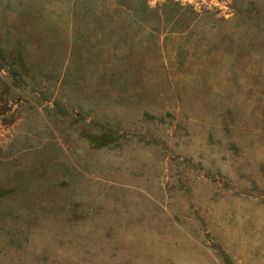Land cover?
I'll list each match as a JSON object with an SVG mask.
<instances>
[{"label":"rangeland","instance_id":"1","mask_svg":"<svg viewBox=\"0 0 264 264\" xmlns=\"http://www.w3.org/2000/svg\"><path fill=\"white\" fill-rule=\"evenodd\" d=\"M0 264H264V0H0Z\"/></svg>","mask_w":264,"mask_h":264},{"label":"trees","instance_id":"2","mask_svg":"<svg viewBox=\"0 0 264 264\" xmlns=\"http://www.w3.org/2000/svg\"><path fill=\"white\" fill-rule=\"evenodd\" d=\"M95 139H96V140H98V141H99V140H101V138H100V137H99V138H98V137H96ZM101 143H103V142H101Z\"/></svg>","mask_w":264,"mask_h":264}]
</instances>
